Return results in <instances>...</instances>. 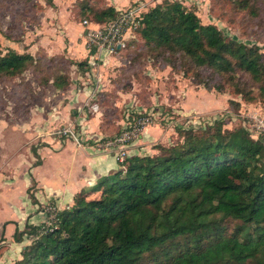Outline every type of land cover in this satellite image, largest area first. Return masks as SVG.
Wrapping results in <instances>:
<instances>
[{
  "label": "trees",
  "instance_id": "trees-1",
  "mask_svg": "<svg viewBox=\"0 0 264 264\" xmlns=\"http://www.w3.org/2000/svg\"><path fill=\"white\" fill-rule=\"evenodd\" d=\"M93 4L80 11H90L95 22L118 12L102 0ZM140 21L138 37L116 52L141 42L154 64L192 70L204 88L228 87L239 94L229 98L237 112L241 101L264 107V52L258 45L202 23L177 0L156 3ZM135 49L127 54H138ZM39 58L38 51L0 48V77L34 69ZM49 81L67 85L68 70L51 72L39 84ZM225 124L216 118L177 126L175 142L157 144L154 154L125 157L117 169L75 193L71 205L48 209L46 221L16 229L15 241H29L13 264H264V138L242 123Z\"/></svg>",
  "mask_w": 264,
  "mask_h": 264
},
{
  "label": "rangeland",
  "instance_id": "rangeland-1",
  "mask_svg": "<svg viewBox=\"0 0 264 264\" xmlns=\"http://www.w3.org/2000/svg\"><path fill=\"white\" fill-rule=\"evenodd\" d=\"M161 1L131 0L123 4L125 0H116V3L125 8L145 2L141 5V16L144 11ZM177 1L186 8L193 9L202 23H214L225 35L247 44H256L264 52V0H247L246 6H241L239 0ZM85 3L95 5L100 4L101 0H0L1 50L13 47L17 51L31 53L38 51L40 55L34 69L30 67L17 76L0 77V118L8 120L12 117L20 120L28 117L29 107L35 101L34 96L37 95L38 87L48 83L39 84L40 79L48 77L51 72L65 68L71 77L72 72L75 76L74 72L87 68L86 65L79 67L77 64L79 60H87L89 64L93 56V54L85 56L88 44L86 37H83L80 24L83 17L91 19L90 11L85 9L80 11V6ZM140 23L139 18V25L128 39L138 37L136 29ZM67 24L77 26L74 39H71L72 34L68 32ZM140 43L127 49L122 47V51L116 55L121 58L118 64L108 68L111 80L94 98L99 104L101 119L99 128L95 130L98 137L95 139L96 137L87 136L88 132H82V145L116 152L119 144L114 138L121 134L126 119L125 112L132 109H146L150 114L148 123L141 130L145 131L146 127H149L153 136H149L150 138L147 136L143 141L142 131L137 130L129 138L126 147L139 151L140 154H154L157 152V144H171L178 140L177 126H197L199 120L206 125L216 118L223 119L227 127L243 121L249 125L250 119L244 116L245 112L259 111L264 114L260 103H242L241 100L240 110L237 112L234 107H229V98L239 99V94L230 92L228 87L222 91L204 88L196 81L192 70L186 73L173 72L169 66L154 64ZM71 45H75V49H71ZM138 46L140 47L137 48ZM92 47L95 51L96 48ZM134 48L138 54H132L135 55L132 58L127 53ZM150 63L154 67H151ZM200 70L206 71L204 67ZM219 79L216 77L215 80ZM87 101L88 99L85 102L87 108L84 106L85 109L81 113L86 112L85 117L89 118L92 111H88ZM89 102L92 103L90 100ZM56 125L52 130L43 129V132H39V135L32 139L33 145L37 141H42L40 135H48L62 141L70 140L76 146H82L77 145L71 137L55 131L59 124ZM79 129L80 126L76 124V131ZM251 133L255 137L262 135L254 130ZM15 183L17 184L15 191L18 194L23 190V178L19 176ZM44 206L47 207L46 210L60 208L50 200ZM46 220L47 216L43 221ZM28 241L26 237L22 242L12 241L10 245L0 247V264H13L20 256L21 245Z\"/></svg>",
  "mask_w": 264,
  "mask_h": 264
},
{
  "label": "crops",
  "instance_id": "crops-1",
  "mask_svg": "<svg viewBox=\"0 0 264 264\" xmlns=\"http://www.w3.org/2000/svg\"><path fill=\"white\" fill-rule=\"evenodd\" d=\"M106 1L116 9L123 6L116 0ZM130 1L125 0L123 4ZM80 24L85 38L86 27L82 22ZM76 29V25L67 24L71 39H74ZM128 36L126 34L125 41ZM73 48L75 45H71ZM120 51L109 53L100 49L91 52L87 47L85 56L93 54L88 67L74 72L75 76L72 72L68 84L61 88L51 81L39 86L28 117L20 120L0 118V247L15 241L16 229H22L26 223L43 221L47 216L43 205L48 200L60 208L71 205L75 193L88 189L100 176L117 169L118 162L112 150L76 146L70 140L62 141L48 135H40L42 141L34 145L32 139L45 129L51 130L56 124L70 121L81 124L83 132L97 139L95 130L99 128L100 111H92L88 106V111H92L89 118L85 117L86 112H81L86 100L91 98L90 101L94 102L95 93L110 82L111 73L107 70L118 64L121 58L116 55ZM147 136H153L149 127L142 131V140ZM127 150L129 155L140 154L130 148ZM19 176L23 178V190L18 192L17 198L15 179ZM30 193H34L37 202H33Z\"/></svg>",
  "mask_w": 264,
  "mask_h": 264
},
{
  "label": "built area",
  "instance_id": "built-area-1",
  "mask_svg": "<svg viewBox=\"0 0 264 264\" xmlns=\"http://www.w3.org/2000/svg\"><path fill=\"white\" fill-rule=\"evenodd\" d=\"M143 3L145 2H142V4ZM142 4L140 3L135 6L129 5L125 8H119L115 17L102 23L83 18L81 22L86 27L85 37L88 44L87 46L89 48L94 46L96 50L104 49L109 53L116 52V50L118 49V43H120L121 47L124 44L126 34L130 35L132 31H134V29L139 25L138 23ZM87 104L92 111L98 109L97 102L90 103L89 101H87ZM148 113L149 112H147L146 109L141 108L132 109V111L125 112L126 119L124 122V126L122 127L121 134L117 135L114 138V140L118 141L119 144L118 150L114 152V157L117 162H120L125 157L129 156L128 150L126 149L129 144L128 140L133 135V133H135V131H142L141 129L145 127L144 125L148 123L150 119V114ZM244 116L250 119L249 125H246L244 121L242 124L245 125L250 131L254 130L256 133H260L264 137V114L259 113V111H247L244 113ZM76 124L78 123H76L75 121H70L64 125H59L55 131L61 134H65L69 138L71 137L77 145H82L81 133L84 130L81 128V124H78L80 126V129L77 132ZM197 124V126H199L203 125L204 123L199 120Z\"/></svg>",
  "mask_w": 264,
  "mask_h": 264
},
{
  "label": "water",
  "instance_id": "water-1",
  "mask_svg": "<svg viewBox=\"0 0 264 264\" xmlns=\"http://www.w3.org/2000/svg\"><path fill=\"white\" fill-rule=\"evenodd\" d=\"M117 47H118V48L120 47V43H118Z\"/></svg>",
  "mask_w": 264,
  "mask_h": 264
}]
</instances>
